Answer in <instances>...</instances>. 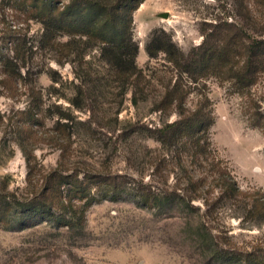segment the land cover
Instances as JSON below:
<instances>
[{
	"label": "rangeland",
	"instance_id": "rangeland-1",
	"mask_svg": "<svg viewBox=\"0 0 264 264\" xmlns=\"http://www.w3.org/2000/svg\"><path fill=\"white\" fill-rule=\"evenodd\" d=\"M51 1L56 13L69 2ZM7 3L0 53L17 43L28 74L14 83L0 68V194L51 209L0 207V264H264V49L252 84L236 79L249 40L264 39V0H144L128 81L79 23L48 15L46 31L40 9ZM154 30L184 56L201 46L208 68L150 59Z\"/></svg>",
	"mask_w": 264,
	"mask_h": 264
},
{
	"label": "trees",
	"instance_id": "trees-1",
	"mask_svg": "<svg viewBox=\"0 0 264 264\" xmlns=\"http://www.w3.org/2000/svg\"><path fill=\"white\" fill-rule=\"evenodd\" d=\"M4 0H2L3 3ZM19 1V0H17ZM144 0H135L133 5H129L128 0H69L68 5L63 11L56 13L54 5H52L51 0H30L31 3L26 4V0H23V4L29 8L35 10L40 9L41 13V23L45 26L46 31L49 30V24H47L48 15H60L65 16L66 19H72L73 24H80L82 31H80L81 36H87L90 41L96 44H104L103 51L107 56L108 63L112 67V70L118 75L122 81H128L134 73H136L135 57L137 54L138 47L132 41L130 35V27L132 26V11L136 10ZM14 0H8L11 5ZM7 3V4H8ZM41 4V7L39 8ZM4 10L5 4L0 5ZM85 11L95 12L99 15V19H91L84 16ZM31 12V11H30ZM34 13V11H33ZM32 13V14H33ZM77 13V14H73ZM97 15L92 13V16L97 17ZM43 19V20H42ZM65 22V21H64ZM64 22L55 24L59 29L64 27ZM52 28V27H51ZM160 31L154 30L148 42L145 45V52L150 59H155L159 53H164L168 55V60L172 62L173 66L179 70L180 74L188 75L190 73H195V71H204L208 68L210 62V55L201 50V46L191 49L185 56L182 55L175 45L170 41V38H162L159 35ZM12 45V50L14 56L0 53V68L3 70L4 79L13 80L15 83L17 78L22 79L21 69H26L23 74H28L27 72V62L25 59L19 58V52L16 50V44L14 41H10ZM264 49V39H252L249 40L246 46V58L243 68L237 73L236 79L239 83L244 85H250L253 82L254 74V58L256 54ZM16 52V54H15ZM104 56V55H103ZM184 56V57H183ZM175 57H179L176 59ZM181 60V63H180ZM26 63H25V62ZM17 77V78H16ZM52 82H57L54 77H52ZM17 83V82H16ZM5 89V88H4ZM8 93L11 92L7 89ZM34 95V91L31 90V98L35 104L36 109H39L40 98H42V92L37 90ZM77 108L78 105H76ZM189 118H183L172 123L165 125L163 128L157 130L162 136H169L170 133L177 131L178 127L184 125L186 122H190ZM93 179L97 183L107 184L110 186L111 190L116 192L120 184L117 182L116 176H103L97 175L93 176ZM6 196V197H5ZM10 202L14 206L27 208H38L39 206L43 210L50 211L51 207L44 204L35 202L34 199L28 201L25 205L22 201H18L13 198L10 200L8 195L0 194V207L2 205ZM248 256L253 253H245ZM257 255V254H256ZM259 257V256H257Z\"/></svg>",
	"mask_w": 264,
	"mask_h": 264
},
{
	"label": "water",
	"instance_id": "water-1",
	"mask_svg": "<svg viewBox=\"0 0 264 264\" xmlns=\"http://www.w3.org/2000/svg\"><path fill=\"white\" fill-rule=\"evenodd\" d=\"M162 17H166V15H163Z\"/></svg>",
	"mask_w": 264,
	"mask_h": 264
}]
</instances>
